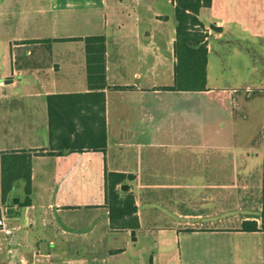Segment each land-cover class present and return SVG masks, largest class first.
<instances>
[{
  "label": "crops",
  "instance_id": "obj_1",
  "mask_svg": "<svg viewBox=\"0 0 264 264\" xmlns=\"http://www.w3.org/2000/svg\"><path fill=\"white\" fill-rule=\"evenodd\" d=\"M173 3L0 0V155L30 154L31 187L28 204L20 205L21 199L2 204L0 160V211L2 205L5 212L23 207L33 220L35 213L41 216L37 199L47 190L41 219L54 232L45 248L60 237L63 252L84 247L88 264H264V230H240L243 221H255L257 227L264 221V122L256 134L237 130L246 120H231L226 132L222 123L205 120L195 133L190 130L191 94L210 91L208 40L219 35L208 24L223 31L226 3L215 11L212 0L201 11L207 75L206 89L196 92L162 88L173 83ZM260 10L264 23V0ZM98 34L105 38L106 86L91 89L83 37ZM96 91L104 94L105 148L56 154L46 96ZM99 103L93 101L91 108ZM256 140L262 166L247 168L244 156L258 155ZM224 141L234 144L224 149ZM244 149L250 153L244 155ZM109 172L123 173L116 187L126 184L133 194L138 226L132 247V228L110 227L104 189ZM68 179L70 202L66 188L60 190ZM23 186V178L13 180L7 199ZM249 190H257L253 203H247ZM75 210L86 213L69 214ZM65 219L71 226L63 224ZM73 233L85 242L70 241ZM113 233L121 245L109 246ZM224 236L231 237L229 245ZM34 249L39 254L42 248Z\"/></svg>",
  "mask_w": 264,
  "mask_h": 264
},
{
  "label": "rangeland",
  "instance_id": "obj_2",
  "mask_svg": "<svg viewBox=\"0 0 264 264\" xmlns=\"http://www.w3.org/2000/svg\"><path fill=\"white\" fill-rule=\"evenodd\" d=\"M223 2L226 3L225 16L228 19L225 21L223 31L216 32L219 36L210 37L208 40L210 49L207 85L210 91L191 94L193 96L190 98V130L191 133H195L198 130L197 124L205 120V123L209 121L222 123V130L226 132L231 120L237 122L246 120L247 125L238 123L237 130L256 134L264 122V23L258 19L262 0H215V11H220ZM237 11L239 14H235ZM250 17L252 19H249ZM235 19L239 21L236 22ZM228 144L234 143L224 141L223 148L230 149L226 147ZM236 144L245 146V143L240 141ZM260 144V140L254 143V152L258 154L257 156H244L247 168L256 163L262 166L263 152L257 147ZM246 153L249 154L250 151L244 149V155ZM195 178L196 176L192 177ZM69 179L61 185V191L72 183V181L68 183ZM71 191L72 189L66 188L67 202L72 201ZM255 191L257 192L248 191L247 203H253V199L257 198ZM15 194L14 197L21 200L24 198L23 190ZM11 200H8V205ZM37 202L42 216L48 202L47 190L44 189L40 193ZM84 213L85 210H75L69 214L80 216ZM62 215L65 216L67 213L62 212L60 216ZM0 216H3L12 230L8 235L0 232V264H88L84 247L79 246L75 251L72 249V252L69 250L63 252L60 237H56L55 244L48 243L47 248L40 249L39 254L34 253L35 246L48 241L49 234L54 232L48 229V223L43 222L40 215L35 213L33 220H29L25 208L6 213L2 205ZM63 224L71 226L72 223L65 219ZM118 235L113 233L109 236V246L121 245ZM68 237L70 241L85 242V238L80 234L73 233ZM131 238L132 235L129 233V247L136 243L131 241ZM223 238L229 245L231 237ZM173 244L176 245L175 242Z\"/></svg>",
  "mask_w": 264,
  "mask_h": 264
},
{
  "label": "trees",
  "instance_id": "obj_3",
  "mask_svg": "<svg viewBox=\"0 0 264 264\" xmlns=\"http://www.w3.org/2000/svg\"><path fill=\"white\" fill-rule=\"evenodd\" d=\"M212 0H174L173 17L175 38L173 53V83L162 88L191 92L206 89V66L208 47L207 28L200 18L203 8ZM86 54L87 82L91 89H102L105 80V38L103 35L83 37ZM122 86H116L121 88ZM94 97V98H92ZM48 133L51 148L56 154L81 150H103L106 145L104 120V94L93 93L51 94L46 96ZM99 100V108L92 109L91 103ZM53 153L54 151H49ZM11 157V158H10ZM10 158V159H9ZM1 203L5 204L13 180L24 179V198L20 205L29 203L30 154L22 151L10 156L1 154ZM125 178L123 173L105 174V202L109 209L110 227L114 229L138 226L133 194L127 189L116 187ZM264 201V178H263ZM9 202V201H8ZM240 230H264V221L257 227L255 221L241 223Z\"/></svg>",
  "mask_w": 264,
  "mask_h": 264
},
{
  "label": "water",
  "instance_id": "obj_4",
  "mask_svg": "<svg viewBox=\"0 0 264 264\" xmlns=\"http://www.w3.org/2000/svg\"><path fill=\"white\" fill-rule=\"evenodd\" d=\"M208 27L210 28V29H212V30H214V31H221L222 30V27L221 26H219V25H216V24H213V23H209L208 24ZM127 188V185L126 184H122L121 185V189H123V190H125ZM12 202L14 203V204H17L18 202H19V198L18 197H13L12 198ZM13 212V207H7L6 208V213H12ZM130 233H131V235H132V239L134 240L135 239V235H134V233H135V231H134V229H132L131 231H130ZM46 247V243L45 242H42L41 244H40V248H45Z\"/></svg>",
  "mask_w": 264,
  "mask_h": 264
},
{
  "label": "built area",
  "instance_id": "obj_5",
  "mask_svg": "<svg viewBox=\"0 0 264 264\" xmlns=\"http://www.w3.org/2000/svg\"><path fill=\"white\" fill-rule=\"evenodd\" d=\"M0 232L5 235L12 233V230L10 229V227H8V224L6 223L3 216H0Z\"/></svg>",
  "mask_w": 264,
  "mask_h": 264
}]
</instances>
